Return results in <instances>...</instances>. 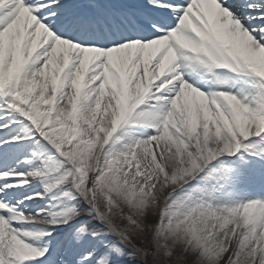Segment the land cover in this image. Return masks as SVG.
<instances>
[{
    "label": "snow or ice",
    "instance_id": "obj_1",
    "mask_svg": "<svg viewBox=\"0 0 264 264\" xmlns=\"http://www.w3.org/2000/svg\"><path fill=\"white\" fill-rule=\"evenodd\" d=\"M0 264H264V0H0Z\"/></svg>",
    "mask_w": 264,
    "mask_h": 264
}]
</instances>
